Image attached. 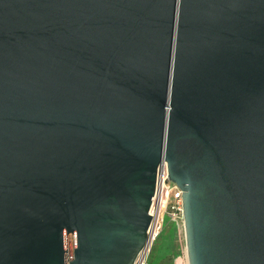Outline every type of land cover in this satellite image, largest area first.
Instances as JSON below:
<instances>
[{
	"label": "water",
	"instance_id": "95a60500",
	"mask_svg": "<svg viewBox=\"0 0 264 264\" xmlns=\"http://www.w3.org/2000/svg\"><path fill=\"white\" fill-rule=\"evenodd\" d=\"M163 162L189 264H264V0H0V264H133Z\"/></svg>",
	"mask_w": 264,
	"mask_h": 264
},
{
	"label": "built area",
	"instance_id": "2783aa9c",
	"mask_svg": "<svg viewBox=\"0 0 264 264\" xmlns=\"http://www.w3.org/2000/svg\"><path fill=\"white\" fill-rule=\"evenodd\" d=\"M161 166L157 179V188L150 208L153 220L149 230V241L147 246L139 252L133 264H148L152 249L165 230L164 222L166 217H169V221L174 226L176 236L185 242V247L174 255L173 264H189L185 238L183 191L174 181L168 178L169 166H167V163L163 162ZM166 178H168V184L165 182Z\"/></svg>",
	"mask_w": 264,
	"mask_h": 264
},
{
	"label": "rangeland",
	"instance_id": "374dc122",
	"mask_svg": "<svg viewBox=\"0 0 264 264\" xmlns=\"http://www.w3.org/2000/svg\"><path fill=\"white\" fill-rule=\"evenodd\" d=\"M165 230L164 232L160 235V237L158 238V240L156 241V244L154 245L151 254H155L156 255H161V253L163 252V250L165 249L166 245H167V239L165 238L168 233H172V231H174V226L171 224V222L169 221V217L165 218ZM185 247V242L181 241L177 236L175 237V241H174V248L171 251L170 254L174 255L178 252L181 251V249H183ZM172 257V260H173ZM173 263V261H172Z\"/></svg>",
	"mask_w": 264,
	"mask_h": 264
},
{
	"label": "trees",
	"instance_id": "16d2710c",
	"mask_svg": "<svg viewBox=\"0 0 264 264\" xmlns=\"http://www.w3.org/2000/svg\"><path fill=\"white\" fill-rule=\"evenodd\" d=\"M175 237H176V230L174 228V231H172V233L170 231V233H168V235L165 237L167 239V245L163 250V252L161 253V255H156V256L155 254L151 255L148 264H173L172 263L173 255L170 253L174 248Z\"/></svg>",
	"mask_w": 264,
	"mask_h": 264
}]
</instances>
